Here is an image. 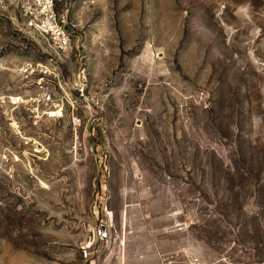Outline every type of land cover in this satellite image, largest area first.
Returning a JSON list of instances; mask_svg holds the SVG:
<instances>
[{
	"label": "rangeland",
	"instance_id": "374dc122",
	"mask_svg": "<svg viewBox=\"0 0 264 264\" xmlns=\"http://www.w3.org/2000/svg\"><path fill=\"white\" fill-rule=\"evenodd\" d=\"M32 3L0 0V264H264V0H61V58Z\"/></svg>",
	"mask_w": 264,
	"mask_h": 264
},
{
	"label": "built area",
	"instance_id": "2783aa9c",
	"mask_svg": "<svg viewBox=\"0 0 264 264\" xmlns=\"http://www.w3.org/2000/svg\"><path fill=\"white\" fill-rule=\"evenodd\" d=\"M59 1L61 0H32L28 11L31 16L29 27L45 42L55 58H61L70 48V37L55 10ZM97 237L100 240L107 239V230L100 227ZM84 254L87 255L85 249ZM190 264H198V260H191Z\"/></svg>",
	"mask_w": 264,
	"mask_h": 264
}]
</instances>
